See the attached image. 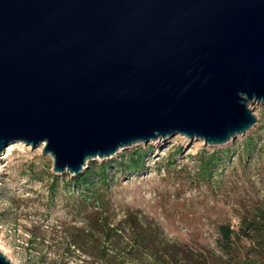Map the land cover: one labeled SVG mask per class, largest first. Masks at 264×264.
<instances>
[{"label":"water","instance_id":"1","mask_svg":"<svg viewBox=\"0 0 264 264\" xmlns=\"http://www.w3.org/2000/svg\"><path fill=\"white\" fill-rule=\"evenodd\" d=\"M260 104L264 0H0V161L44 145L79 177L135 144L224 145Z\"/></svg>","mask_w":264,"mask_h":264},{"label":"rangeland","instance_id":"2","mask_svg":"<svg viewBox=\"0 0 264 264\" xmlns=\"http://www.w3.org/2000/svg\"><path fill=\"white\" fill-rule=\"evenodd\" d=\"M250 108L258 118L255 126L224 145L191 142L178 135L135 144L110 159L89 162L88 167L129 161L132 153L146 152L142 171L113 167L109 172L114 223L124 218L125 211H140L162 229L166 239L202 252L209 264H235L240 257L264 259V250L255 241L259 239L237 240L235 259L223 258L219 244L221 226L239 232L244 220L264 218V104ZM213 156L207 170L204 162ZM1 159L0 251L8 260L126 264L122 259L128 252L126 239L116 246L91 241L84 249L74 243L86 214L70 182L75 176L55 174L53 159L43 149L22 144Z\"/></svg>","mask_w":264,"mask_h":264},{"label":"trees","instance_id":"3","mask_svg":"<svg viewBox=\"0 0 264 264\" xmlns=\"http://www.w3.org/2000/svg\"><path fill=\"white\" fill-rule=\"evenodd\" d=\"M146 152L132 153L129 161L108 162L100 165L92 164L79 177L70 179L76 187L77 203L84 210L85 222L74 236V243L84 249L91 241L107 242L111 246L121 244L126 239L128 252L122 258L126 264H209L202 252L192 250L184 245L170 242L160 227L143 216L140 211L128 210L119 223H114V213L108 199V176L112 168L127 167L132 171H142ZM215 157L204 162L209 170ZM205 169V170H206ZM244 226L235 232L230 226L219 228V244L223 258L235 259L238 256L235 245L243 237L259 239L256 244L264 250V218L259 221L244 220ZM255 235V237H254ZM106 256L107 249H104ZM235 264H264V259H243Z\"/></svg>","mask_w":264,"mask_h":264},{"label":"bare ground","instance_id":"4","mask_svg":"<svg viewBox=\"0 0 264 264\" xmlns=\"http://www.w3.org/2000/svg\"><path fill=\"white\" fill-rule=\"evenodd\" d=\"M166 140V139H165ZM159 141V139H158ZM161 141V140H160ZM22 144L21 143H18V144H14V145H10L5 151L4 153L2 154V157L4 158H8V156L10 155L11 152H13L16 148H18V146H21ZM41 149L44 148V145H41L40 146ZM2 167V166H1ZM1 169V168H0ZM85 171V170H84Z\"/></svg>","mask_w":264,"mask_h":264}]
</instances>
